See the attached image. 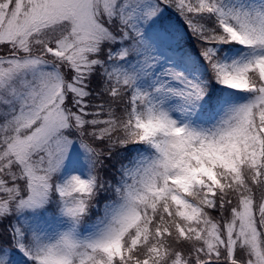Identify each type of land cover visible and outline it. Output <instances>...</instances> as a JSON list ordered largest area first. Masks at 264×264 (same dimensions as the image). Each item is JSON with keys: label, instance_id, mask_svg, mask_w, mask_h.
<instances>
[{"label": "snow or ice", "instance_id": "1", "mask_svg": "<svg viewBox=\"0 0 264 264\" xmlns=\"http://www.w3.org/2000/svg\"><path fill=\"white\" fill-rule=\"evenodd\" d=\"M0 264H264V0H0Z\"/></svg>", "mask_w": 264, "mask_h": 264}]
</instances>
